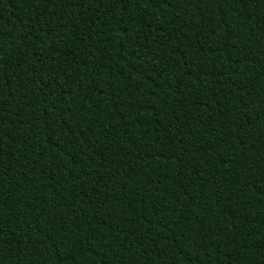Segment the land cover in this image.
Segmentation results:
<instances>
[{
    "label": "trees",
    "instance_id": "obj_1",
    "mask_svg": "<svg viewBox=\"0 0 264 264\" xmlns=\"http://www.w3.org/2000/svg\"><path fill=\"white\" fill-rule=\"evenodd\" d=\"M0 264H264V0H0Z\"/></svg>",
    "mask_w": 264,
    "mask_h": 264
}]
</instances>
